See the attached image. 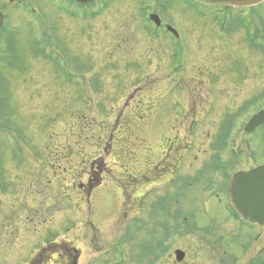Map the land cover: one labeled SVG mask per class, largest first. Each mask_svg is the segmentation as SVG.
<instances>
[{"label":"rangeland","instance_id":"obj_1","mask_svg":"<svg viewBox=\"0 0 264 264\" xmlns=\"http://www.w3.org/2000/svg\"><path fill=\"white\" fill-rule=\"evenodd\" d=\"M27 1L2 10L0 264H31L56 243L77 264L264 259L258 227L229 219L220 185L203 180L264 160L263 129L244 130L264 106V4L172 0L160 16L183 44L138 9L155 0ZM88 175L99 181L84 202Z\"/></svg>","mask_w":264,"mask_h":264},{"label":"flooded vegetation","instance_id":"obj_2","mask_svg":"<svg viewBox=\"0 0 264 264\" xmlns=\"http://www.w3.org/2000/svg\"><path fill=\"white\" fill-rule=\"evenodd\" d=\"M156 1V4H157V7L155 8H146L144 6L142 7H138L139 10L143 11L144 12V15H145V19L148 20L149 16L152 14V13H155V14H158L160 15L161 12L165 11L168 9L169 7V4L171 3L172 0H155ZM27 4H29V1L27 0H0V11H5V9H10V10H13V11H21V10H24V9H27ZM194 5H197V3H193ZM3 13V12H2ZM4 15V13H3ZM7 15H4V19L5 21L7 20L6 19ZM6 23V22H5ZM170 24L168 23H165V22H162V25L159 26L163 32H165L167 35H168V40L171 41V43L173 42L174 43V40L177 41V42H182L183 44L185 43V35L183 33V31L174 26L177 30H178V36H176L175 34H172V32L170 33L169 30H168V26ZM10 34H7V35H0V45H2V41L5 40V39H8L6 36H8ZM11 45H6V49L8 50V48L11 50L13 45L10 47ZM171 46L173 47V45L171 44ZM9 51V50H8ZM7 62V61H6ZM259 129H263V136H264V125L261 126ZM258 129V130H259ZM94 165V164H92ZM258 165H264V160H261L259 162ZM221 170V169H220ZM2 167L0 168V176H2ZM216 172V171H215ZM221 172V171H220ZM217 175V174H216ZM220 180H223V179H227L225 177V172L223 171L221 174H220ZM232 177V176H231ZM231 177L228 181V183L225 182L224 183H221L220 181L216 182L215 183V180L216 178H208V179H203L204 181H208L207 182V185H208V190L209 188L210 189H214V187H212L213 185H220V188L219 189V192L223 193L224 197H219L221 196V193H216L214 197H219L218 198V203L221 204V206H223L224 210L229 213V219L231 218L232 220H234L235 223L239 224V226H241L242 228L244 226L246 227H255V225H248V224H244V222H242L239 218V216L236 214V212H234L232 209H230L229 207L226 208L225 206V203H228L229 202V196H228V191H227V188H228V184L231 180ZM100 179L102 177H99ZM4 179V178H3ZM98 178L96 177H93L92 175H88L87 177V180L86 182H82V184L79 185V188H81L83 191H86L87 194L85 193L84 194V202H86L88 200L89 197L92 196V185L95 183L94 181L97 180ZM202 179L200 181V179L198 178H195L193 179L194 181H198L196 183H202ZM1 181V179H0ZM99 180H97L96 182H98ZM94 182V183H93ZM8 185L5 184V183H1L0 186H1V189H0V192L1 191H5L6 189V186ZM192 186H194L193 183H191ZM90 186V189L88 188ZM102 186V183H100L99 185V188L101 189ZM182 186V185H181ZM121 187V186H120ZM120 187H119V190H120ZM181 189V193H179L180 195H182V190L183 188H180ZM217 189V188H215ZM207 191V190H206ZM124 196V194H122ZM164 197V196H163ZM162 197V198H163ZM168 196L166 195V197H164L163 201L167 198ZM176 203L177 201H180V199L177 198V200H175ZM162 202V201H161ZM166 212V209L164 210ZM162 212V211H161ZM153 213H158L156 210L153 211ZM168 210H167V215H168ZM168 227V226H167ZM264 226H258V229H259V233H257V238L261 239L263 237V229ZM169 228V227H168ZM237 236H235L236 238ZM249 240H252L249 238ZM230 244L232 245L231 241H230ZM246 245H248V241L246 243ZM248 248V247H246ZM264 250V240H263V248ZM46 251H47V254H46ZM261 252V251H260ZM46 255L48 257H46ZM42 256V257H40ZM39 257L35 258L32 260L31 264H77V260H78V257H79V251L75 248V247H68L67 245H63V244H52L49 248H44L43 249V252L41 253ZM255 259H251V261H253Z\"/></svg>","mask_w":264,"mask_h":264},{"label":"water","instance_id":"obj_3","mask_svg":"<svg viewBox=\"0 0 264 264\" xmlns=\"http://www.w3.org/2000/svg\"><path fill=\"white\" fill-rule=\"evenodd\" d=\"M85 4L93 0H75ZM204 4L228 7H250L258 5L264 0H197ZM160 24L158 16H152ZM3 24V14L0 11V29ZM264 123V109L254 114L244 127L247 133L254 132ZM230 201L243 220L249 223L264 224V165L248 171H239L233 175L229 185ZM177 261L185 258V252L175 251Z\"/></svg>","mask_w":264,"mask_h":264},{"label":"trees","instance_id":"obj_4","mask_svg":"<svg viewBox=\"0 0 264 264\" xmlns=\"http://www.w3.org/2000/svg\"><path fill=\"white\" fill-rule=\"evenodd\" d=\"M41 53H42V51H41Z\"/></svg>","mask_w":264,"mask_h":264}]
</instances>
